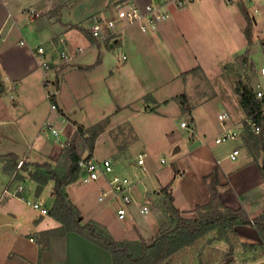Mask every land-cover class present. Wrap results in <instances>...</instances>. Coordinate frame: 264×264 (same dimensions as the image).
<instances>
[{
    "label": "crops",
    "instance_id": "crops-1",
    "mask_svg": "<svg viewBox=\"0 0 264 264\" xmlns=\"http://www.w3.org/2000/svg\"><path fill=\"white\" fill-rule=\"evenodd\" d=\"M69 1L0 0V155L14 153L19 161L25 159L27 163L56 162L79 125L90 128L108 120L106 128L109 130L125 126L131 128L132 136H123V139L126 138L124 141L121 139L127 144L122 155H117L115 150L107 155H100L99 150L102 149H99V142L106 128L96 140L93 155L99 159L111 158L117 171L132 175L131 178L136 183L135 193L138 201L142 203L146 197L151 199L150 217L141 216L137 205H134L130 208L127 219L122 221L121 228L113 229L101 215L102 211L79 205L83 199L78 197L77 190L74 193L77 200H73L69 195L81 210L84 223L94 221L101 224L117 240H135L140 237L147 240L160 233L163 218L160 209L154 206L153 202L155 197H161L160 189L171 182L175 207L182 211L183 215L194 214L197 205L207 204L210 200L206 178L215 170L219 175V198L224 207L233 211L245 209L251 219L264 213V175L260 168L263 153L261 150L251 152L244 141L216 145L214 139L222 131L220 123L216 136L205 140L200 134L196 114L199 106L191 102L194 129L191 128L189 121L180 119L176 126L166 132L172 149L178 145L174 149V160L166 166L164 165L167 164V160L164 156L160 157L159 166H154L151 161L146 163L148 155L143 152V148L150 131L144 139L147 129L142 128V124L149 121V115L161 117L164 115V108L170 105L177 112L181 110L177 99L181 92L168 93L163 87L170 83L179 84L181 75L187 70L178 68L175 76L165 77L166 69L164 66L157 69V64L162 65L167 60L179 63L183 54L178 49L177 40L179 39L181 43L186 39L183 31L188 30L185 27L186 19L189 17L192 20L199 15L198 13L202 15L206 13L210 17L207 24L216 23L221 28L225 27L231 38L232 33L235 34L237 31L244 34L246 43L243 42L241 47L242 49L246 47L245 50L249 48L251 57L254 58L253 49L257 41L264 43V0H197L185 8L169 4L172 17L156 32L143 33L139 27L131 26L114 42L103 44L92 40L80 28L87 30L83 21L89 15L94 13L114 15L117 2L131 1L143 6L151 0H92L91 2L96 4L93 11L91 9L74 11L72 6H69ZM236 6L243 14L246 9L254 18V38L249 47L245 35L246 24L237 21ZM28 9L35 10L40 16L31 21L25 14ZM81 22L84 24H80ZM60 38H65L69 42L72 58L67 65H61L58 48ZM42 45L47 50V60L53 64V70L47 74L41 69L35 55L36 48ZM116 46L122 49V56L118 58L114 56ZM78 48H83V51L77 52ZM184 52H187V48ZM233 53L230 62L243 52ZM123 56H126L127 60L124 61ZM98 59L99 64H96ZM195 61L198 62L197 59ZM198 65L202 68L200 64ZM45 78L54 79L56 83L57 111L52 110L46 101ZM83 78L91 83L89 92L91 97L96 94L94 87L98 85L97 79L106 80L104 93L98 95L100 102H105V105H99V100H91L88 109L83 107L86 114L99 113L97 114L99 119L87 125L72 119L70 100L66 95H69L68 90L72 89L76 99L81 101L78 81ZM108 82L114 90L116 89V93L108 86ZM134 82L137 83L138 89L135 88ZM260 89L264 92L261 86ZM10 91L13 93L11 98ZM148 94L153 100L145 99ZM262 100L264 101V98ZM224 105L229 107L228 113L231 115L228 125L240 127L246 115L240 106L239 97L236 98V105L228 102ZM184 121L188 127L181 126ZM46 122H52L61 131L58 140L50 133L43 132ZM58 122L63 127L58 126L56 124ZM37 142L41 145L39 149L30 147ZM6 145L7 150H4ZM236 147L240 148L241 154L236 160H231L229 154ZM140 154H146L145 170L138 165ZM162 159L165 160L164 163L161 162ZM119 161L124 163L121 164ZM4 167L5 163L2 162L0 264H113L110 252L78 233L52 236L46 240L47 236L43 233L58 228L59 222L49 215H42L16 197L10 195L3 197L2 192L9 183L13 186L21 184L28 199L46 202V195L53 199L52 186L47 185L38 194L34 181H14V174L21 171L8 168L7 172ZM95 185L100 191L103 182ZM45 205L49 209L50 206ZM235 231L238 246L229 257L230 263L264 264V251L259 246L262 239L258 230L253 225H237Z\"/></svg>",
    "mask_w": 264,
    "mask_h": 264
},
{
    "label": "rangeland",
    "instance_id": "rangeland-1",
    "mask_svg": "<svg viewBox=\"0 0 264 264\" xmlns=\"http://www.w3.org/2000/svg\"><path fill=\"white\" fill-rule=\"evenodd\" d=\"M91 1L92 0H70L68 4H70L69 6H72L74 11H77L78 9H81V11H88L91 9V11H93L96 7V4ZM169 4L179 7L173 1H170L168 5ZM185 7L186 6H183L182 8ZM110 8H112V6ZM167 8L169 9V7ZM236 11V16L238 18L237 21L240 20L242 24H246L245 15L241 12L238 6H236ZM198 14L199 15L193 17L192 20L188 17V19L185 21V27L188 28V30L186 31L183 29V31L185 32L184 34L186 35V39L189 41L184 39L185 42L183 41L179 43V39L177 40L178 49L182 51L183 54L181 55V59H179V63L176 64L173 61L167 60L164 61L162 65L157 64V69L164 66L166 69L165 71H167V74L164 75L165 77L173 75L175 76L178 68L187 70V72H185V74L183 73L180 77V86L178 83H170L163 88L164 90H167L168 93H186L189 97V102H193L196 106H199L196 114L199 120V128L201 130L200 134L203 135L202 137H204L205 140H209L216 136L218 128L220 127L218 114L224 111L229 112V107L225 106L224 104H227L228 102V104L233 106L236 105V98L238 96L236 94V86L238 81H242L244 84L252 87L254 90L257 89V85H260L264 89V77L260 72L261 67L264 66V43L260 40L257 41L253 49L254 58H252L250 52L247 54V51L245 50L246 47L244 49L241 47L243 42L246 43L244 34H241L237 31L234 32L235 34L232 33L231 38L225 27L221 28L216 23L215 25H208L207 23L209 22L210 17L206 13L204 15L201 13ZM257 17L259 18V15ZM85 21L86 20L83 22L85 23ZM84 23L81 22L80 24L83 25ZM247 46L249 47V44ZM185 47L187 48L186 53L184 52V49H186ZM233 51H236L237 53H243L237 55L235 59L230 62L229 59L232 57L231 55L234 54ZM121 54L122 49L119 48V46H116L114 56L118 58L122 56ZM243 57H247L248 60H244ZM195 59H197L198 62H196ZM198 64H200L202 68ZM158 80L160 81L161 78ZM97 83L98 85L94 87L96 92L94 97L89 95V92L91 91V83L89 84L88 80H84V78L78 81L80 89L79 94L82 95L81 101L76 99L75 93H73L72 89L68 90L69 95L66 94L70 100L69 102L71 108L70 110H72V119L76 120L80 124L87 125L93 120L99 119V116H97L99 113L94 114V112H88V114H86L83 110V107L88 109L91 100H99V105H105V102H100L98 95L104 93L106 80L97 79ZM134 84L135 88L138 89L137 83L134 82ZM108 86L112 88L109 82ZM114 92L116 93V89ZM12 95L13 93L10 91V98ZM177 99L180 101L178 97ZM12 101H14L13 97ZM46 101L48 105L51 106L50 101L48 99ZM205 101H207V103H204ZM163 113L164 115L161 117L149 115V121L142 124V128L144 127L143 129H147L145 137H143L144 139H146V135H148V132L150 131V136L148 135L147 140H145L146 144L145 148H143V152L147 153L148 155L146 158V163L148 164V162L151 161L154 166L160 165L159 160L162 156H164L167 160V164L164 166L170 164V162L174 160V149L178 147V145L172 149L170 140L165 135L170 128H172L174 125L176 126V123L179 122L180 119L189 121L191 128H195V125L192 124V114L189 112H185L182 109L177 112L176 109L170 105L168 108H164ZM59 122L56 124L60 127H63V125H61ZM131 132L132 130L128 126L110 130L106 128L104 135H100L102 137L101 141L99 142V149H102L99 150L100 155H107L109 152L114 150L116 151L117 155H122L127 144L122 142L121 139H123L122 137L126 135L132 136ZM124 140H126V138H124L123 141ZM40 146L41 145L39 142H37L34 146L30 145V147L33 149H39ZM5 148H7V145L4 146V150H7ZM87 154L88 152H85L83 157H85ZM0 160L1 165L3 159L0 158ZM123 163L124 162L121 164ZM9 168H12V166H9ZM15 169H17V167ZM34 170V166H30L26 171L20 170L22 171L21 174H23L25 177V182L31 181L30 173H32ZM117 173L129 176L130 178L132 177L130 173H123L120 171H117ZM95 183L99 182L84 184L80 180H77L67 188V192L73 200H77L74 195L75 191L77 190L79 194L78 197L83 199V203L79 202L80 206L102 211L101 215L107 220L108 223L111 224L113 229L121 228L122 221L117 217L119 201H111L109 197L104 201H99L98 198L100 196V191L98 190ZM53 184V182L48 184L52 186V191ZM45 199L46 202L44 203L51 206L53 203L52 197L49 198L46 195ZM153 204L160 209L163 218V226L161 231L165 230L169 226L174 225L170 218L165 217L166 215L162 209V198L155 197ZM183 217L186 219H194L198 217V213L195 212L194 214H186L183 215ZM236 237L237 236L233 235L232 233L213 230L207 233L204 237L194 241L192 244L180 249L164 264H231L229 257L233 255L234 248L238 246ZM150 240L151 239H147V241Z\"/></svg>",
    "mask_w": 264,
    "mask_h": 264
},
{
    "label": "trees",
    "instance_id": "trees-1",
    "mask_svg": "<svg viewBox=\"0 0 264 264\" xmlns=\"http://www.w3.org/2000/svg\"><path fill=\"white\" fill-rule=\"evenodd\" d=\"M244 14L246 18L245 35L250 46L254 38V23L252 16L246 9ZM80 28L92 40H95L87 30ZM246 51L248 54L249 49ZM243 58L246 61L248 60L247 57ZM99 61L100 59H98L96 64H99ZM236 94L239 97L240 106L246 117L252 118L261 127V132L258 135L249 132L244 137V144L251 152L261 150L264 157V101L258 100L254 89L242 81L237 83ZM178 98L181 109L192 114L193 107L189 102L188 95L182 93ZM145 99L147 101L153 100L150 94L146 95ZM107 123L108 120H105L90 128H84L79 125L56 162L24 163L21 166L20 170L23 171H26L30 166L35 167V170L30 173V179L36 182L38 194L50 182L54 183L53 203L49 207L48 215L59 222L60 226L44 232L43 234L47 236L46 240L52 236H64L67 233L74 232L110 252L113 264H164L180 249L192 244L213 230L237 235L235 226L253 225L261 236L262 244L259 246L264 251V213L251 219L245 209L233 211L224 207L219 198V175L217 170L206 178L210 191V200L207 204L197 205L194 210L198 213L197 218L186 219L183 217V212L175 207L172 195L173 182L160 189L161 197L159 198H162L163 212L166 215L165 217L173 221L174 225L162 230L150 241L145 240L143 237L135 240H117L101 224L94 221L84 223L82 212L70 198L67 188L78 180L79 161L83 158L85 152H88V156L93 155L96 140L104 132ZM245 125L247 126V123ZM0 158L3 159L2 162L5 163L4 169L7 172L9 166H12L14 170L18 166L19 160L14 153L0 155ZM260 168L264 175V158ZM21 172L14 174V181H25V177ZM250 246L258 247L257 245Z\"/></svg>",
    "mask_w": 264,
    "mask_h": 264
},
{
    "label": "built area",
    "instance_id": "built-area-1",
    "mask_svg": "<svg viewBox=\"0 0 264 264\" xmlns=\"http://www.w3.org/2000/svg\"><path fill=\"white\" fill-rule=\"evenodd\" d=\"M170 1L175 2L179 7H183L195 3L197 0H151L143 6L131 1L117 2L114 7V15L94 13L88 16L85 21L86 29L97 43L102 44L114 42L119 38L120 34H123L126 28L131 26L139 27L143 33L156 32L163 23L172 17L170 10L167 8ZM25 14L30 17L31 21H34L40 16L33 9L26 10ZM23 43L21 42V44ZM58 48L59 57L62 61L61 65H67L72 58L69 42L65 38H60ZM82 51L83 48L77 49V52ZM46 53L47 50L43 45L37 47L35 50V55L39 60L41 69L47 74L53 70V64L47 60ZM122 59L125 61L127 57L123 56ZM260 72L264 76V67ZM44 87L46 97L51 103V109L57 111L58 105L56 103V97L58 89L54 79L45 78ZM254 91L258 100L264 98V92L260 89V85H257V89ZM218 119L222 131L214 139L216 145H224L237 141L243 142V138L249 132L257 135L261 132V127L250 117H246L240 127H231L228 125L231 119V115L228 112L220 113ZM245 123H247V126ZM181 126L188 127V124L184 121L181 123ZM43 132L50 133L57 140L61 134V131L52 122H46L44 124ZM240 154V148L236 147L229 154V158L236 160ZM145 156L146 154H140L138 159V165L142 170H145ZM161 162L164 163L165 160L162 159ZM24 163L25 159H21L18 163L17 170H20ZM79 167L78 180L82 183L103 182L98 198L99 201H104L108 197L111 201H119L117 208V217L119 220L123 221L127 219L130 214V208L134 205H137L138 211L143 217H148L152 213L151 199L146 197L142 203L138 201L135 193L136 183L129 176L118 174L114 161L111 158L99 159L94 155H87L81 158ZM24 191L25 188L23 185L13 186L9 183L4 187L2 195L3 197L7 195L16 197L39 211L42 215H48L49 209L46 207L44 201L39 199L31 201L25 196Z\"/></svg>",
    "mask_w": 264,
    "mask_h": 264
}]
</instances>
